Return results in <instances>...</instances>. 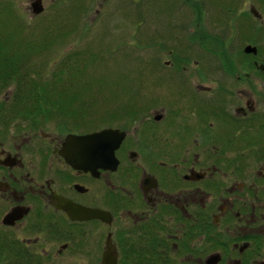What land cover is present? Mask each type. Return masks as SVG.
Segmentation results:
<instances>
[{
    "label": "flooded vegetation",
    "instance_id": "1",
    "mask_svg": "<svg viewBox=\"0 0 264 264\" xmlns=\"http://www.w3.org/2000/svg\"><path fill=\"white\" fill-rule=\"evenodd\" d=\"M171 64V69L181 65L186 70L179 61ZM195 73L199 77V71ZM193 75L194 71L185 78V90L180 88L176 94V98L187 99L184 110H154L139 127L137 119L144 105L137 107L142 87L136 83L135 109L128 114V124L133 123L135 131L107 127L125 133L116 151V171L101 169L95 177L72 168L60 155L69 134H88V117L75 122L85 125L86 133L34 132L24 121L2 134L0 264H55L73 255L101 264L105 244L101 248L100 240L94 241L95 227L102 236L106 234V240L111 234L119 264L121 230L137 229L146 235L151 230L173 251L178 249L174 240H188L189 224L196 230L190 241L193 254L181 255L180 262L206 264L209 256L217 255L218 264H264V167L257 172L242 171L236 160L233 163L228 157L235 133L222 126L231 117L228 111H216L214 131V123L209 122L211 129L205 132L199 110L204 89L192 83ZM153 81L157 85L158 79ZM192 94L196 97L189 102ZM236 113L246 115L243 109ZM210 144H214L213 159L202 154ZM193 149L199 157L189 153ZM210 161L212 169L206 167ZM58 196L84 208L108 212L112 223L73 221L57 207ZM11 215L12 223L5 224ZM208 239L214 240V247L206 255ZM95 243L100 245L96 257Z\"/></svg>",
    "mask_w": 264,
    "mask_h": 264
},
{
    "label": "rangeland",
    "instance_id": "2",
    "mask_svg": "<svg viewBox=\"0 0 264 264\" xmlns=\"http://www.w3.org/2000/svg\"><path fill=\"white\" fill-rule=\"evenodd\" d=\"M33 1L0 0V10L8 5L24 16L35 29L33 35L37 41L50 38L52 45L35 60L43 76H49L70 54L96 53L95 62L87 61L85 66L91 75L102 77L103 83L97 78L98 84L103 86L102 94L108 102L100 107V114L88 117L92 127L88 131L117 127L133 133V123L128 124L131 111L121 109L128 103L135 105L136 83H141L142 87L137 94V107L144 105L137 126H143L154 110L161 112L173 107L184 110L187 99L176 98L179 97L176 94L185 90V78L194 71L192 83L204 89L199 110L205 132L211 128L214 131L216 111H228L231 117L222 126L235 130L228 157L233 163L235 159L242 171L257 172L264 167V160L260 161L264 159V133H260L261 129L264 131V71L255 65L257 62L260 66V60H264V6L259 0H42L44 11L37 16L31 10ZM252 9L259 13V18L251 13ZM45 30L47 32L42 34ZM203 31L216 36L217 40L201 45L206 35ZM1 33L15 37L16 41L30 35L25 32L18 36L11 30H1ZM214 44L216 49H213ZM247 45L261 49L262 54H245ZM174 61L185 64L186 70L181 69V65L171 69ZM154 63L160 65L155 67ZM197 70L200 79L195 73ZM155 79H158L157 85L152 84ZM11 92L9 89L2 98ZM195 97L190 95L188 101ZM238 109H243L246 115L236 113ZM51 120L42 131L62 136L70 133V121ZM209 122L214 123L211 128ZM218 134L224 136L222 130ZM244 142L251 147L239 144ZM214 150V144H210L202 154L205 152L206 158L213 159ZM189 153L199 157L194 149ZM205 155H201V159ZM206 167L212 169L213 162ZM93 238L95 242L99 239L101 248L104 247L106 234L102 236L97 227ZM99 247L95 243V257ZM210 251L208 249L206 255ZM81 257L68 256L67 260L54 263L96 264L93 260L79 259Z\"/></svg>",
    "mask_w": 264,
    "mask_h": 264
},
{
    "label": "trees",
    "instance_id": "3",
    "mask_svg": "<svg viewBox=\"0 0 264 264\" xmlns=\"http://www.w3.org/2000/svg\"><path fill=\"white\" fill-rule=\"evenodd\" d=\"M259 1L264 6V0ZM7 6L0 10V136L9 133L12 125L25 124L24 121H28L31 131H39L46 128L51 119L70 121L72 126L70 133L75 131L86 133L85 125L75 122L91 115L96 117L100 114V107H105L108 102L102 94L103 86L98 84L100 82L97 78L103 83L102 77L91 75L85 66L87 61L95 62L96 53H89L90 56H86V51L70 54L49 76H43L35 60L44 55L49 49L48 46L52 45L50 38L47 41L45 38L42 42L37 41L36 36L33 35L35 29L25 17L18 15ZM1 30H11L18 36L28 32L31 36L16 41L13 36L3 35ZM45 32L47 30L42 34ZM203 34L206 35L204 41L201 40V45L206 42L214 43V39L217 40L216 36L207 35L205 31ZM200 35L202 34L198 36ZM212 46L216 49V44ZM258 52L262 54L261 49ZM81 56L86 57V61ZM221 57L224 58L223 55ZM260 62L264 65V60ZM93 71L95 72L94 69ZM9 89L12 90L9 96L2 98ZM123 106L122 112L133 111L135 107L129 103ZM260 133H264L263 129ZM152 232L148 230L146 235V233L139 234L137 229L121 230L118 235L119 264H180L181 255L193 254L190 241L196 235H194L196 230L191 224L188 225V240H182L183 243L174 240L178 249L173 251L162 243L163 239L157 233L152 234ZM213 244L214 240L208 239L207 249L213 248Z\"/></svg>",
    "mask_w": 264,
    "mask_h": 264
},
{
    "label": "water",
    "instance_id": "4",
    "mask_svg": "<svg viewBox=\"0 0 264 264\" xmlns=\"http://www.w3.org/2000/svg\"><path fill=\"white\" fill-rule=\"evenodd\" d=\"M31 10L34 15H40L44 11L43 1L34 0L31 3ZM251 13L259 18V13L252 9ZM244 53L247 55L257 56L258 49L251 45L244 48ZM255 65L264 71L263 65ZM125 138V133L118 129L106 128L98 132L74 135L69 134L63 145L60 155L74 169L91 172L95 177L98 176L99 170L116 171L119 166V161L116 158V151L120 148L121 143ZM57 207L67 213L73 221H88L99 220L107 224L112 223L110 213L99 209H88L72 203L71 201L57 197ZM11 217L5 219V224H11ZM220 256L211 255L207 258L206 264H218ZM101 264H118V254L115 245L112 241L111 234L105 242V250Z\"/></svg>",
    "mask_w": 264,
    "mask_h": 264
}]
</instances>
